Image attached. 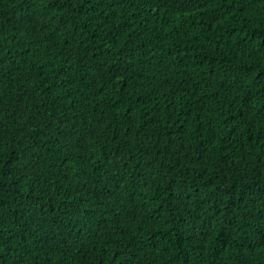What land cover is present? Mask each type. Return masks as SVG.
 <instances>
[{
    "label": "trees",
    "instance_id": "16d2710c",
    "mask_svg": "<svg viewBox=\"0 0 264 264\" xmlns=\"http://www.w3.org/2000/svg\"><path fill=\"white\" fill-rule=\"evenodd\" d=\"M0 264H264V0H0Z\"/></svg>",
    "mask_w": 264,
    "mask_h": 264
}]
</instances>
